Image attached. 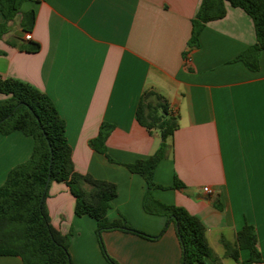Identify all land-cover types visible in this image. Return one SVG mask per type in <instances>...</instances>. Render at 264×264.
<instances>
[{
  "label": "crops",
  "instance_id": "1",
  "mask_svg": "<svg viewBox=\"0 0 264 264\" xmlns=\"http://www.w3.org/2000/svg\"><path fill=\"white\" fill-rule=\"evenodd\" d=\"M201 1L26 0L21 11H35L30 31L18 15L0 38V74L29 82L53 100L66 123L75 169L117 185L108 219L125 220L151 236L104 230L103 244L119 264L182 260L174 224L145 209L147 182L126 166L148 158L161 142L158 131L137 119L148 90L168 101L179 123L154 172V181L165 187L151 194L185 207L205 225L219 261L197 264H264V51L258 70L237 59L256 42V32L251 16L229 3L225 17L203 28L199 47H190ZM28 43L39 48L27 50ZM6 97L0 92V100ZM103 123L113 125L108 155L90 144ZM34 143L21 131L0 132V186L29 159ZM75 204L65 182H50L47 210L53 226L69 236L73 262L111 264L96 218L77 215ZM246 222L256 227L260 261L250 260L249 249L240 250L239 260L226 255L222 239L234 244ZM0 264L24 263L18 255H0Z\"/></svg>",
  "mask_w": 264,
  "mask_h": 264
},
{
  "label": "trees",
  "instance_id": "2",
  "mask_svg": "<svg viewBox=\"0 0 264 264\" xmlns=\"http://www.w3.org/2000/svg\"><path fill=\"white\" fill-rule=\"evenodd\" d=\"M24 1L0 0V10L4 16V21L0 23V38L9 32L18 15H21L20 24L25 31L29 32L32 28L35 11H21ZM226 3L242 8L253 19L256 42L241 52L237 59L250 69L258 70L259 55L264 51V0H202L192 20L189 45L199 47L201 31L208 22L225 17ZM9 43L15 45L13 41ZM24 48L37 50L39 45L28 43ZM0 92L7 95L0 100V132L10 134L21 131L35 141L29 159L14 166L0 186V255H18L24 264H75L69 250V236L53 226L47 210L46 198L53 180L68 185L76 200L77 215L87 214L96 218L103 253L111 264L119 263L107 253L101 239L104 230L123 229L151 237L134 229L125 220L108 219L111 201L118 194L117 185L75 169L65 120L45 92L29 82L1 74ZM152 96H155L153 101L150 99ZM137 119L150 132L158 131L161 137L160 145L152 155L126 165L130 171L141 174L147 182L145 209L166 215L169 222L174 224L182 248L180 264L204 263L207 259L219 261L208 242L206 227L197 216L185 207L166 204L151 194L153 188L165 187L154 181V172L165 157L169 141L179 126L178 116L170 110L168 101L161 94L148 90L140 99ZM112 128V124L103 123L98 136L90 141L96 150L106 155V139ZM181 185L176 178L174 186ZM222 243L226 255L235 260H239L241 249L250 250V260H261L257 230L253 224L245 223L237 232L234 244L225 239H222Z\"/></svg>",
  "mask_w": 264,
  "mask_h": 264
},
{
  "label": "built area",
  "instance_id": "3",
  "mask_svg": "<svg viewBox=\"0 0 264 264\" xmlns=\"http://www.w3.org/2000/svg\"><path fill=\"white\" fill-rule=\"evenodd\" d=\"M25 38L28 39V40L31 39V34H30V33H26V34H25ZM204 189H205L207 192L209 191V188H208V187H205Z\"/></svg>",
  "mask_w": 264,
  "mask_h": 264
},
{
  "label": "water",
  "instance_id": "4",
  "mask_svg": "<svg viewBox=\"0 0 264 264\" xmlns=\"http://www.w3.org/2000/svg\"><path fill=\"white\" fill-rule=\"evenodd\" d=\"M49 181H50V177L48 178L47 186H48V184H49Z\"/></svg>",
  "mask_w": 264,
  "mask_h": 264
}]
</instances>
